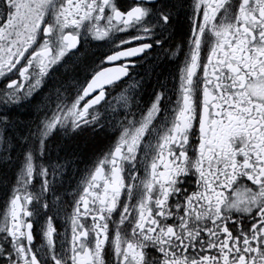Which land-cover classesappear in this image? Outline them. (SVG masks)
<instances>
[{"label":"snow or ice","instance_id":"obj_1","mask_svg":"<svg viewBox=\"0 0 264 264\" xmlns=\"http://www.w3.org/2000/svg\"><path fill=\"white\" fill-rule=\"evenodd\" d=\"M0 168V264H264V0H0Z\"/></svg>","mask_w":264,"mask_h":264},{"label":"flooded vegetation","instance_id":"obj_2","mask_svg":"<svg viewBox=\"0 0 264 264\" xmlns=\"http://www.w3.org/2000/svg\"><path fill=\"white\" fill-rule=\"evenodd\" d=\"M125 39H127V37H124ZM117 43L119 42L118 40L116 41ZM112 47V45H104L102 48H100L99 50L93 49V51L95 52V56L92 57V59H95L96 64H99L101 60L104 59V55L102 53H107V54H112L111 52H108V49ZM91 55V53H90ZM96 57H99V59H96ZM151 61H149V63L145 64L143 66V68H141L139 71L142 74H145V78L147 79V74L150 73L151 71ZM119 66L118 64H105L104 67H116ZM97 70H102L100 68H98ZM124 86H122L123 88ZM121 90L122 89H116L114 92H112L111 96L108 98L111 104V107L117 111H120L123 108V104L124 101L121 99ZM63 143V141L59 138L56 137L51 141V152H52V156L55 157L56 155V145L57 144H61ZM80 149L83 151H90V149L88 148V146H86L84 144L83 141L80 142ZM7 175L9 178H11L14 182V177L12 176L11 172L8 173H4L2 168H0V226L3 225V221H4V206H3V196H2V191H3V183L5 182L4 180V176ZM241 196L244 195L243 192L240 193ZM70 211V210H69ZM43 223V221H41L40 224L35 225L36 228V232H35V244L37 247H40L42 244H45L46 242L43 239V233L41 230V224ZM57 224L60 225L58 227V231L63 232L64 231V227H63V213L61 214L60 219L57 221Z\"/></svg>","mask_w":264,"mask_h":264}]
</instances>
